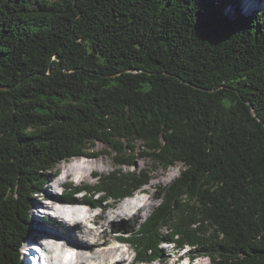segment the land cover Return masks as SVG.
Here are the masks:
<instances>
[{
	"label": "trees",
	"instance_id": "obj_1",
	"mask_svg": "<svg viewBox=\"0 0 264 264\" xmlns=\"http://www.w3.org/2000/svg\"><path fill=\"white\" fill-rule=\"evenodd\" d=\"M242 4L0 0V264H22L39 237L30 213L49 174L101 157L97 144L117 168L62 203L117 206L185 168L122 238L138 260L165 261L169 244L264 264V8Z\"/></svg>",
	"mask_w": 264,
	"mask_h": 264
},
{
	"label": "rangeland",
	"instance_id": "obj_2",
	"mask_svg": "<svg viewBox=\"0 0 264 264\" xmlns=\"http://www.w3.org/2000/svg\"><path fill=\"white\" fill-rule=\"evenodd\" d=\"M242 6L245 8L244 13L249 12H255L260 10L258 7H263L264 4H257L255 0H242ZM226 13L230 15V17L234 16V13L230 8H227L225 10ZM97 150H100L102 152V156L97 159H89V158H79L74 159L72 158L69 161L63 162L61 165L59 164L58 167L52 171V173L49 174L47 178V184L43 186L42 192L40 194H35L34 199L32 202V212L30 213V219L32 221L33 229L36 230V233H40L39 237H31L27 242H25L24 248L22 249V255L23 252H26L27 249L30 250L32 248V245L34 243H41L43 240L47 238V233H51L54 231H64L69 232L72 230V232L78 233V236L80 235V228H70L68 223L64 221V219H58L55 216V212L53 210L47 209V205H49L51 200H56V198H60L62 196V193L65 191L66 187L68 185L73 184L75 187L77 186H84L85 184H95L97 182V177L100 175H106L111 172H113L117 167L114 163L113 156L107 152V150L104 148L102 144H97ZM71 164H74L76 166V171H72L68 176L65 174V171H67V167H69ZM152 167V163L148 160H141L137 162V168L138 169H150ZM184 166L179 164L176 167H172L169 171L164 170H158L153 174V181L151 183V186L143 188L142 191L136 194L135 198L139 194H142L144 196L149 198V205L148 208L143 209L142 212L140 211L135 215L134 218H126L123 220H116L114 218V212L118 211L121 206H123V203L127 201L134 202L132 199L125 200L121 202L120 204L113 205L112 203H109L110 206H106L105 209H101L98 207L97 209L90 208V206L87 205V203L84 202L83 195L78 196L79 201L78 203H82L83 209H91V216L101 214L106 215L107 219L100 218L101 223L105 225H109L110 228H112V236H118L119 238H126L128 235H130V232L137 231L139 229L140 223L145 221L147 217H149L153 211V209L160 203V199L153 198V195L155 193L159 194L160 191L157 189L170 187L174 181H176L180 175H182V172L184 171ZM125 172H128L130 170H134V168L125 167L122 169ZM60 182V183H58ZM51 196V200L48 196ZM134 199V198H133ZM60 203H62L60 201ZM113 205V206H112ZM151 206V207H150ZM78 208V207H76ZM100 216V217H101ZM99 217V216H97ZM69 218V217H68ZM82 220V219H80ZM84 221V220H83ZM89 228H95L93 224L86 223ZM85 224V226H86ZM39 227V229H38ZM87 227V228H88ZM43 231V232H42ZM38 233V234H39ZM44 234V235H43ZM123 240V239H122ZM48 242V244H46ZM44 245L50 247V241L46 240L43 241ZM64 243H60V245H63ZM116 245H120V243H115ZM115 245V246H116ZM125 250H128L129 255L128 259L129 262H131L135 257V252L132 247H130L129 244L124 245ZM100 250V248H97ZM164 253L166 256V260L158 263L155 261L156 264H211V260L209 258L205 257H197L196 253L193 251L189 252V249H184L180 252H177L174 249V246L165 244L164 247ZM53 255L55 254L52 252ZM190 255H193L197 257L194 261H191ZM91 253H88L86 257H90ZM22 264H33L32 259L27 257L21 256ZM141 261V260H140ZM154 263V264H155ZM79 264V263H75ZM92 264V263H91Z\"/></svg>",
	"mask_w": 264,
	"mask_h": 264
},
{
	"label": "bare ground",
	"instance_id": "obj_3",
	"mask_svg": "<svg viewBox=\"0 0 264 264\" xmlns=\"http://www.w3.org/2000/svg\"><path fill=\"white\" fill-rule=\"evenodd\" d=\"M72 171H76L74 164L67 167L65 174L68 176ZM142 196L144 195L139 194L137 198H132L134 202L127 201L123 203V206L117 212H114V218L116 220L134 218L137 213L142 212L143 209L146 210L150 204L149 198ZM48 197L51 200L52 197L50 195ZM46 207L56 213V218L64 219L70 228H80L79 236L78 233L72 232V230L69 232L61 230L47 233V238L42 240L50 241V247H45L49 255V261L53 262L56 258L55 256H57L56 260L62 258L65 248L71 246L78 250L75 262L79 264H131L128 259L129 252L125 250L124 244L120 242L122 239L118 236H112V228L109 225L101 223L100 218L107 219L106 215L92 217L80 208H76V205L60 203L59 198H56L54 201L51 200ZM89 221L96 225L95 228L87 226L86 223ZM60 243L64 244L60 245ZM115 243H120V245H116ZM97 248H100V250ZM52 252L55 254L53 255ZM88 253H91L90 257H86ZM23 257H27L26 252H23Z\"/></svg>",
	"mask_w": 264,
	"mask_h": 264
}]
</instances>
